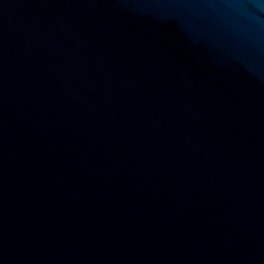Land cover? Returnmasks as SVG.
<instances>
[{
	"label": "water",
	"instance_id": "obj_1",
	"mask_svg": "<svg viewBox=\"0 0 264 264\" xmlns=\"http://www.w3.org/2000/svg\"><path fill=\"white\" fill-rule=\"evenodd\" d=\"M0 264H264V0H0Z\"/></svg>",
	"mask_w": 264,
	"mask_h": 264
}]
</instances>
